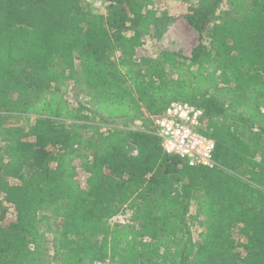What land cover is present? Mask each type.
I'll list each match as a JSON object with an SVG mask.
<instances>
[{
    "label": "trees",
    "instance_id": "trees-1",
    "mask_svg": "<svg viewBox=\"0 0 264 264\" xmlns=\"http://www.w3.org/2000/svg\"><path fill=\"white\" fill-rule=\"evenodd\" d=\"M103 1L0 0V264H264V0H196L190 55L154 57L136 48L172 17ZM173 101L204 111L217 166L162 151Z\"/></svg>",
    "mask_w": 264,
    "mask_h": 264
},
{
    "label": "rangeland",
    "instance_id": "rangeland-1",
    "mask_svg": "<svg viewBox=\"0 0 264 264\" xmlns=\"http://www.w3.org/2000/svg\"><path fill=\"white\" fill-rule=\"evenodd\" d=\"M95 11H103V7L105 2L103 0H89ZM189 6H197L196 0H155L154 7L159 12L160 15H167L172 17V21L169 26L166 28L164 34L161 38H152V37H144L142 40V44L136 48V54L139 57L148 56L154 57L161 51H170L179 55L189 56L191 50L198 43V34L194 31L191 26L187 23L186 16L188 14ZM65 97L72 104L85 102V91L80 90L78 86H74L72 82H68L65 86ZM89 122V124H98L102 129L111 127V126H122L120 123H103L96 119ZM140 122L131 121L127 123L128 128L136 129L140 127ZM90 133L87 131V136ZM73 164L76 166V176L75 179L82 186H86L87 182V174L84 173L80 169L79 160H74ZM1 198V194H0ZM195 211V207H192V212ZM14 213L9 210L5 215L3 223H8L13 220ZM130 218V214L128 212L124 214H119L115 218L111 220L112 224H123L127 222ZM199 229L195 226L192 228L193 239L197 241V233ZM47 259L50 260V264H55L52 258L51 251L47 253ZM45 258V257H44ZM42 264H46L42 261Z\"/></svg>",
    "mask_w": 264,
    "mask_h": 264
},
{
    "label": "built area",
    "instance_id": "built-area-1",
    "mask_svg": "<svg viewBox=\"0 0 264 264\" xmlns=\"http://www.w3.org/2000/svg\"><path fill=\"white\" fill-rule=\"evenodd\" d=\"M205 123L204 111L190 103L173 101L153 119V133L162 151L189 166L214 167V140L199 131Z\"/></svg>",
    "mask_w": 264,
    "mask_h": 264
}]
</instances>
